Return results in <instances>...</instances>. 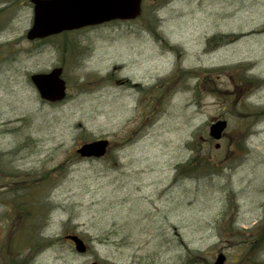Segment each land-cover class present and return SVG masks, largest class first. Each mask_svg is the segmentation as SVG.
Here are the masks:
<instances>
[{
    "label": "rangeland",
    "instance_id": "obj_1",
    "mask_svg": "<svg viewBox=\"0 0 264 264\" xmlns=\"http://www.w3.org/2000/svg\"><path fill=\"white\" fill-rule=\"evenodd\" d=\"M32 17L0 0V264H264V0H147L46 43ZM60 66L66 98L44 102L29 76ZM95 139L107 155L79 160Z\"/></svg>",
    "mask_w": 264,
    "mask_h": 264
},
{
    "label": "water",
    "instance_id": "obj_2",
    "mask_svg": "<svg viewBox=\"0 0 264 264\" xmlns=\"http://www.w3.org/2000/svg\"><path fill=\"white\" fill-rule=\"evenodd\" d=\"M145 0H30L33 6V19L26 39L29 41L45 39L65 31L78 30L111 21H130L140 14L141 3ZM63 69L53 68L47 73L30 76V82L39 98L47 103H58L66 97V83L62 79ZM227 122L218 120L210 125L208 135L220 140ZM109 141L97 139L84 143L76 154L85 159H101L105 156ZM219 145L216 144V148ZM73 244L76 253L87 250L82 239L75 235L65 236ZM225 257L220 254L214 264H223Z\"/></svg>",
    "mask_w": 264,
    "mask_h": 264
},
{
    "label": "trees",
    "instance_id": "obj_3",
    "mask_svg": "<svg viewBox=\"0 0 264 264\" xmlns=\"http://www.w3.org/2000/svg\"><path fill=\"white\" fill-rule=\"evenodd\" d=\"M67 35H68V33H62V34H59V35H55V36H52V37H48V38H45V39L38 40V42H41V43L51 42V41H53L54 39H56V38H58L60 36L66 37ZM154 35L157 38H159V36H157V34H154ZM215 38L221 39V36L220 35H218V36L215 35L211 39L213 40ZM57 47H58V49L61 50V53L67 54L68 58L73 57V59H74V57L76 55L75 46L73 44H71L70 42H68L66 39H63V41ZM186 166H189L188 169L191 170L192 172H194V170L197 171L199 169V168H196V167H194L195 169H193L192 167H190V163H187ZM59 170L60 169H58V171ZM192 172H190V173H192ZM36 188H38V187H28V192L24 195V197L21 198V201L17 200L18 197H21L20 195H13V197H12L14 204L16 202L14 210H18L19 212L21 211L22 213H25L26 216L24 217V220L26 219L27 215H29L27 213H29L30 209H31V211H33V208L30 207L29 203L33 199V197H31V196H33L35 194L34 190H36ZM10 189L12 190V188H10ZM39 190H41V189L39 188ZM13 202H12V204H13ZM36 209L37 208H35V210ZM31 227H33V226H31ZM27 230H28V228H27ZM23 232L24 233H28V231L27 232L23 231ZM24 240L25 241H24L23 244H21V246L17 245V242H16L15 245H12V248H13L12 253H14L15 251H18L20 247H25V246H30L31 247L32 246V244L29 243L30 241L26 237V234H25ZM253 243H259V247L262 246V244L264 243V230L258 236H256L254 238ZM7 250H8V248H7ZM11 259H12V257H11ZM10 264H18V262L16 260H11Z\"/></svg>",
    "mask_w": 264,
    "mask_h": 264
},
{
    "label": "flooded vegetation",
    "instance_id": "obj_4",
    "mask_svg": "<svg viewBox=\"0 0 264 264\" xmlns=\"http://www.w3.org/2000/svg\"><path fill=\"white\" fill-rule=\"evenodd\" d=\"M100 26H102V25H100ZM85 29H89V28H85ZM82 30H84V29H82Z\"/></svg>",
    "mask_w": 264,
    "mask_h": 264
}]
</instances>
